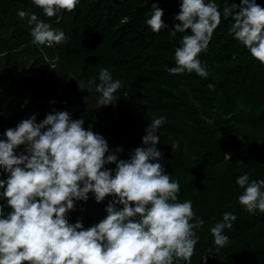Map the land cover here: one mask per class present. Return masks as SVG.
Listing matches in <instances>:
<instances>
[{"label":"clouds","instance_id":"obj_1","mask_svg":"<svg viewBox=\"0 0 264 264\" xmlns=\"http://www.w3.org/2000/svg\"><path fill=\"white\" fill-rule=\"evenodd\" d=\"M48 16L60 9L72 10L79 0H34ZM233 8L238 10L233 12ZM171 35L184 33L175 49L176 65L167 67L173 74L209 72L199 53L206 50L222 13L217 0H182ZM20 17L29 16L23 9ZM233 16L229 32L242 42L253 57L264 62V7L257 0H241L223 8ZM163 9L152 5L147 24L155 32L167 27ZM34 43L53 44L67 39L62 29L53 28L32 12ZM190 29V31H188ZM99 83L79 81L90 90L95 83L101 94L98 107L113 104L114 93L122 81L114 79L107 67L100 69ZM209 87H214L209 84ZM166 116L153 117L128 159H121L105 136L84 127V118L73 119L67 110L49 112L37 122L36 114L0 133V199L7 198L12 211L5 215L0 204V264H173L177 257L189 260L200 237L195 229L204 224L195 216L191 200L181 201L180 182L165 172L160 162V126ZM176 146L179 141L175 142ZM20 145L25 150L14 151ZM106 153H108L106 155ZM115 163L114 169L105 167ZM244 188L239 201L246 210L264 212V179H250L244 172L236 179ZM93 193L97 202L108 194L107 215L85 228L81 220L72 223L68 211L76 201H87ZM131 202H135L133 205ZM117 205H122L118 207ZM236 214L225 211L211 227L214 243L224 246L230 237Z\"/></svg>","mask_w":264,"mask_h":264},{"label":"trees","instance_id":"obj_2","mask_svg":"<svg viewBox=\"0 0 264 264\" xmlns=\"http://www.w3.org/2000/svg\"><path fill=\"white\" fill-rule=\"evenodd\" d=\"M181 2L182 0H79L74 9H60L55 15L48 16L42 6L35 4L34 0H0V26L15 27L19 38L23 34L31 37V29L34 27V24H30V28H25L22 17L18 14L21 9L29 13L28 20L30 14L35 12L39 19L54 24L57 29L67 28L65 30L67 39L56 44L57 50L61 56L70 58L74 69L80 70L77 78L60 91L55 78L51 77L45 86V74L36 70L26 71L17 68L18 75L12 79V83L16 84L17 93L13 95L6 93L5 89L0 90V133H4L9 127H15L33 113L36 114L37 122L42 121L49 112L55 110H67L73 119L83 117L85 105L93 100L94 94H98V91L94 83L91 84L90 90L85 87L83 91H79L77 89L79 81L99 83L100 68L113 66L120 70L133 72L136 69L149 70L153 65L160 78L170 74L167 67L176 65L175 49L180 45L184 35L180 32H177L175 36L171 35L175 24L180 23L173 17L181 10ZM154 3L163 9L162 19L167 24V27L159 32L153 31L146 22L151 15ZM261 6L264 7V4ZM100 7L104 8L103 14L99 12ZM237 10L233 8V12ZM221 13V23L214 30L207 49L199 53L201 61L206 62L208 76L203 77L195 71H185L181 73L185 76V81L200 82L206 86L210 83L226 86L227 84L232 85L233 80L244 81V74L264 72V62L253 57L249 49L229 32L233 16H224L223 11ZM235 83L237 82L233 85L240 86ZM220 89L223 88L220 87ZM160 91L171 94L176 99L167 104L168 107L187 112L198 128L206 130L205 144L208 152L206 155H201L200 160L208 176L212 178V184L201 194V197H198L192 185L185 181L186 175L183 171L186 170L187 165L183 150L178 151L174 160H168L164 156L158 159L164 166L165 172L171 175L172 179L179 180L181 186L177 194L179 199L192 201L195 213L192 220L195 221L197 217L204 220V224L196 228V234L200 237L198 244L202 248L204 263L232 264L231 254L225 250L226 245L217 246L210 229L223 218L224 212L219 206L225 201L230 202L232 197H239L238 195L244 191V188L236 183L237 177L244 172H249L250 179L257 181L264 179V166L254 170L249 165L244 170L235 169L238 165V157L234 155L229 160L234 170L226 172L218 168L217 161L220 159L222 150L220 135L212 134L206 124H203L189 90L183 85L176 84L174 87H166ZM23 93L30 96L28 101L23 100ZM216 97L213 98L214 104H217L218 113L222 116L221 100ZM37 101L43 103L39 111L33 107L34 102ZM115 122L114 129L118 146L109 143L110 150L115 151L122 146L123 151L118 152V156L121 159H128L136 147L143 146L142 137L131 136L129 129L132 120L124 110L122 116L115 118ZM88 123L89 119H85L86 129L89 128ZM24 150L25 145H20L14 151L19 153ZM105 167L114 169L116 165L113 162ZM7 175L8 173L5 172L0 178L6 179ZM5 202L4 198L0 199V204ZM234 213L237 217L234 222L235 226L245 221L240 209ZM225 232L228 234L229 229L226 228ZM263 251L264 244L256 243L249 255L241 262L247 263L252 259L262 260L264 259Z\"/></svg>","mask_w":264,"mask_h":264},{"label":"rangeland","instance_id":"obj_3","mask_svg":"<svg viewBox=\"0 0 264 264\" xmlns=\"http://www.w3.org/2000/svg\"><path fill=\"white\" fill-rule=\"evenodd\" d=\"M226 2L228 5L235 3L238 5L241 0H217L220 11H223ZM263 2L257 0L260 5H263ZM99 12L103 14L104 8L100 7ZM21 20L26 29L30 28L27 16L22 17ZM50 25L56 28L54 24ZM66 29L62 30L65 32ZM0 38L2 40L0 42V90L5 89L6 93L13 95L17 93L16 84L12 83L14 76L18 75L17 68L26 71L36 70L45 74V86L51 77L55 78L60 91L80 74V70L73 68L68 56H61L57 50V43L51 45L34 43L33 37L26 34L19 38L15 27L0 26ZM155 68L152 65L149 70L136 69L128 72L113 66L109 67L113 78L121 80L122 86L114 93L116 99L112 101L113 104L98 107V99L101 95L99 92L94 94L92 101L87 102L83 118L89 119L88 127L103 134L110 144L118 146L114 129L115 118L122 116L123 110L132 120L129 130L134 138L143 137L146 134L145 129L153 117L166 116L167 120L160 126V132L157 133L160 134V143L157 147L162 151V156L168 160L176 159L178 151L183 150L187 165L186 170L183 171L186 175L185 181L192 185L193 191L201 197V194L212 184V178L208 176L200 160V156L208 152L205 144L206 130L198 128L187 112L168 107L167 104L176 99L173 95L160 91L180 84L189 90L203 124H206L212 134L220 135L222 150L220 159L217 161L218 168L226 172L234 170L233 164L229 161L234 155L238 157V165L235 169L244 170L249 165L254 170L264 166V72L244 74V81L233 80L232 85H214L210 88L209 85L206 86L200 82H187L182 74L170 73L160 78ZM252 76L255 77L252 78ZM234 82L240 86L233 85ZM160 86L163 87L160 88ZM77 89L84 90L80 85ZM215 97L221 100L222 116L218 113L217 104H214ZM22 98L28 101L30 96L23 93ZM42 104L41 101H37L34 102L33 107L39 111ZM177 140L178 146L175 144ZM112 198L113 194H108L103 201L97 202L94 194L89 193L87 201H76L75 207L68 211L69 221L75 223L81 220L85 228L99 223L107 215L106 205ZM4 200L6 201L5 215H7L12 208L7 205V198ZM131 203L135 204V202ZM117 206L122 207V205ZM219 208L222 212H236L240 209L245 219L236 226L234 220L227 234L230 239L225 244V250L231 254L232 264H264V259L241 262L249 255L254 244H264V212L259 209L254 213L247 211L246 207L240 203L239 197H232L230 202L225 201ZM173 264H205L202 248L198 242L189 260L177 257Z\"/></svg>","mask_w":264,"mask_h":264}]
</instances>
